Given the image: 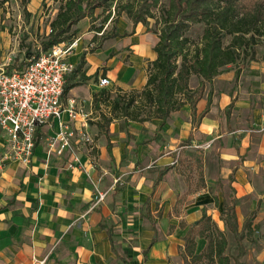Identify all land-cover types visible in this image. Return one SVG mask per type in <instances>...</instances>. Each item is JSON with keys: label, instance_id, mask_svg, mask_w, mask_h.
I'll use <instances>...</instances> for the list:
<instances>
[{"label": "rangeland", "instance_id": "obj_1", "mask_svg": "<svg viewBox=\"0 0 264 264\" xmlns=\"http://www.w3.org/2000/svg\"><path fill=\"white\" fill-rule=\"evenodd\" d=\"M63 2L64 0H29L26 4H23L21 0H0V63L7 62L8 67L22 68L25 64L21 65V63L27 61L29 55L35 56L42 51V43L47 40L50 22ZM167 4L168 0H160V5L152 8L154 16L148 17L144 23L139 22L138 30L147 32L158 39L155 30L158 29L160 13ZM105 13L97 8L92 18L84 17L74 24L72 26L75 29L73 38H79L82 33L90 32L89 37L83 36L81 38L80 42L85 47L83 53L87 51L94 52V55L97 56L99 48L100 54L98 56L102 59L99 69L97 68L98 70L92 78V90L105 87L110 90L111 96L115 97L123 94L121 91L123 89L130 90L131 88L139 89L142 87L147 77V65L152 58L145 56L135 60L132 56L134 49L131 48L130 44L124 43L123 45V41L119 39V36H111L115 32L131 31L132 20L124 11L118 15L115 13L111 20L109 18L102 23ZM101 23L102 28L100 30L96 29ZM202 28V24H197L191 27L186 34L194 40H199ZM134 31H136L135 28ZM230 38L231 36L226 35L224 44L228 43ZM108 54L115 55L119 60V64L123 63L129 67L128 76L125 81L118 80L116 83L111 80L112 85L99 86V77L106 75L105 61ZM71 70L65 75V81L69 80ZM110 79L112 78L110 77ZM199 80L200 78L197 75L192 74L189 77L188 84L191 88H196ZM223 90L227 91L234 106H225L217 111L219 125L215 131L221 134L218 138V146L214 144L215 139H217L214 138L215 131L204 133L202 136L193 135L191 146L180 145V142L184 139L181 138V134L186 128L187 121L183 106L172 111L163 124H160V119L155 118L146 128L140 129L136 123L132 129L128 127L123 130L108 132L114 138L118 151L122 152L120 164L112 169V172L115 177L119 176L118 178H121V180H129L130 186L133 187L122 193V206L118 207V212L113 213L129 214L127 217L132 219L139 215L145 217L147 211L141 200L145 196V186L150 184L156 174L155 159L158 156H169L166 158L176 163L175 169L172 168L176 173H172V176L166 179L170 191H168L167 201L164 202L162 208L161 219L156 223L158 237L169 238L172 241L174 253L169 256V264H180L181 258L178 251H180L183 244L184 231L201 216L202 211L210 214L218 227L224 230L227 239L226 252L236 253L234 238L225 228L221 215L222 202L223 200L229 201V194L231 193L229 177L225 175V172L227 168L233 167L236 156L237 158L242 157L240 156L241 144L238 142L240 138L235 136H244L246 132L253 136L256 132L264 129L262 125L260 128L256 125L258 119L256 117L261 116L264 112V41L248 47L247 51L241 54L236 62L226 64L222 67L220 73L210 80H205L202 96L206 98L209 91L215 92L212 96H220ZM81 104L82 113L71 121L76 133L70 143V148L60 155L56 153L49 154L48 139L53 134L46 133L42 145L46 156H58L62 160L61 165L63 167L70 170H80L86 175L92 185L89 199L90 204H92L95 185L101 188L99 185L101 177L99 170L101 171L100 166L103 160L98 157L100 142L97 137L93 138L95 134L91 133L83 123L84 120L91 121L97 112L92 106V102L89 103L87 100L84 102L83 100ZM100 107L104 111H108L106 103L102 102ZM257 110L259 112L263 111L258 115L256 114ZM77 120L82 123L76 125L75 121ZM81 132L88 135L90 140L82 139ZM139 132H142V134ZM225 140H228V142L224 143ZM149 141H151V147L150 143H147ZM104 143L105 141L102 140V144ZM153 147L156 151L151 153L150 149H153ZM117 149L115 150L116 156ZM224 149L227 151H224ZM3 151L1 150L0 157ZM144 152H148V155H145ZM174 152L177 153L175 156H173ZM178 153L189 154V159L179 157L177 161L176 156ZM74 156L77 157L79 163L73 168L67 167L68 162ZM208 159H211L213 166L209 173L216 178L212 183H207L205 179V164ZM11 160L16 159L11 158L8 161ZM110 162L111 166L114 167V160ZM130 164L133 165L128 166ZM222 168H224L223 172H221ZM94 170H98L99 175L96 174L98 175L96 178H93ZM203 181L206 182L205 189H208L211 195L217 196V204L208 207L203 197L196 196L198 193L194 190L196 187H200ZM181 192H184L183 199H180ZM185 192L190 196H186ZM260 193V204L263 207L264 190ZM251 198L254 199L250 194H244L240 197L235 196L236 213L238 211L237 218H239L238 214L240 217H246L255 207ZM161 200L157 203L155 201L151 203L150 210L152 214H156L158 207H155V204H161ZM132 219H128V221L131 222ZM254 222L257 224L256 229L244 240L247 253L243 257V264H264V213L257 212ZM238 223L239 225L242 224L239 220ZM179 224L186 226L179 229ZM121 229L128 231H122L118 235L116 245L119 250L122 247H127L130 251L138 252L141 237L139 227L134 228L128 224ZM196 240L197 245L200 242L202 248L205 240L201 237H196ZM201 248L196 246L197 251ZM231 264H233L232 261Z\"/></svg>", "mask_w": 264, "mask_h": 264}, {"label": "crops", "instance_id": "obj_2", "mask_svg": "<svg viewBox=\"0 0 264 264\" xmlns=\"http://www.w3.org/2000/svg\"><path fill=\"white\" fill-rule=\"evenodd\" d=\"M138 23L134 25L132 22L131 31L119 32L118 35L113 36H119L123 45L124 43L130 44L134 49L132 56L135 60L145 56L153 59L156 54L152 47L157 39L147 32L139 31L140 24ZM89 35V31L82 33L78 38L77 46L67 57L73 67H76L83 55L85 63L76 78L81 72L89 77L83 83L71 87L66 93L63 92V102L69 97H74L81 102L83 100L92 102V93L96 91L92 90V78L99 69L102 59L98 56L99 48L97 56L94 55V52L83 53L85 47L80 41L83 36L89 37ZM105 68L106 75L116 83L118 80L125 81L128 76L129 67L123 63L119 64L115 55L108 54ZM213 94L215 92L209 91L206 98L201 96L196 102V114H199L207 106L209 98L208 108L200 115L195 127H192L190 105L188 103L183 105L187 121L186 128L181 134V138L184 139L180 145L191 146L193 135L202 136L204 133L215 131L219 125L217 115L219 108L234 106L227 91L223 90L220 96H212ZM95 110L97 114L92 120H84L83 123L91 133L95 134L93 138L97 137L100 142L98 157L103 160V163L100 166L101 171L99 170L101 176L99 185L101 189L107 191L105 198L98 205L91 207L89 199L92 185L86 175L80 170L63 167L60 157L55 155L48 157L43 149L42 142L45 133L54 134L57 129L56 121L50 120L38 125L35 131V145L31 161L25 164L19 160H11L0 164V264H37L36 259H43V264H123L121 258L126 260L127 264H169V256L174 253L172 241L169 238L158 237L156 226V223L161 219L162 208L167 201L168 191H170L166 179L172 176V173H176L175 166L168 167L173 162L166 158L169 156H158L155 159L156 174L150 184L145 186V196L141 200V203L145 205L147 215H144L145 217L139 215L132 219L127 217L129 214L113 213L118 212V207L122 206V193L133 187L130 186L129 180H121L118 178L119 176L115 177L112 172V169L119 166L122 152L118 151V146L109 133L111 130L119 131L128 127L132 129L136 123L140 129L146 128L155 118L144 121L128 120L122 126L118 120H112L107 126L103 124L100 112L108 115L109 108L108 111H104L101 107L95 108ZM260 112L257 110L256 114ZM256 119V125L260 128L262 125L261 116L259 115ZM164 122L160 120V124ZM80 123H82L80 120L75 121L76 125ZM139 133L142 134V132ZM220 136L221 134L215 131L214 138H217L214 142L215 145H217ZM235 137L240 138L238 142L241 144L240 156L242 157L234 158L233 167L227 168L225 175L229 177V185L234 190V206L236 195L240 197L250 194L254 198L251 200L254 201L255 207L251 211H255V219L257 212L264 213V204L263 207L260 204V192L264 190V129L256 132L253 136L246 132L244 136ZM102 140L105 141L104 144H102ZM226 142L228 140H225L224 143ZM147 143H150L151 147V141ZM4 148L5 136L0 131V152ZM122 148L124 149L123 146ZM150 151L154 153L156 150L153 147ZM224 151L227 150L224 149ZM144 153L148 155V152ZM176 154L174 152L173 156ZM188 156L189 154L178 153L176 157L189 159ZM227 159L231 161V159ZM111 160L115 162L114 167L111 166ZM212 167V161L208 159L205 164L207 183H212L216 179L209 173ZM224 168L221 172L224 171ZM163 170L165 171L158 179V174ZM96 174H98V170L93 171V178L99 175ZM205 184L206 182L203 181L200 187H196L194 191H197L196 196L203 197L206 206L210 207L218 203V198L205 189ZM183 193L181 192L180 199H183ZM187 194L186 196L189 197L190 195ZM160 199H162V203L155 204V207L158 208L156 214H152L151 203L153 201L157 203ZM225 202L229 203L230 200H223L222 208ZM238 217L237 221L239 220L240 224L246 218L240 217L239 214ZM128 219H132V221L129 222ZM196 221L197 219L194 222ZM128 224L134 228L139 227L141 237L138 252L130 251L127 247H122L119 250L116 245L118 235L122 231H128L121 228ZM185 226L179 224L178 228L181 229ZM186 231L184 232L186 233ZM197 246L201 248V243L199 242ZM180 258V264H183L181 255Z\"/></svg>", "mask_w": 264, "mask_h": 264}, {"label": "trees", "instance_id": "obj_3", "mask_svg": "<svg viewBox=\"0 0 264 264\" xmlns=\"http://www.w3.org/2000/svg\"><path fill=\"white\" fill-rule=\"evenodd\" d=\"M28 1L21 0L23 4ZM158 5L160 0H64L50 22L42 51L55 43L71 40L75 35L72 26L84 17L92 18L97 8L106 12L102 23L109 18L111 20L115 13L118 15L124 11L135 25L153 17L152 8ZM159 17L158 29L155 30L158 39L153 46L156 55L147 65V77L142 87L130 90L119 88L123 94L115 97L105 87L92 93L94 108H99L102 102L109 108L108 115L100 112L103 124L108 126L112 120H118L122 126L128 120L152 118L164 122L172 111L188 103L192 127H195L200 115L208 108L209 98L205 109L196 114V102L202 96L204 81L220 73L226 64L236 62L248 47L264 41V0H168ZM102 23L96 29L100 30ZM197 24H202L203 28L199 40H194L186 32ZM113 35H118V32ZM226 35L231 38L224 44ZM84 63L82 55L77 66L72 68L69 80L64 81V93L89 77L81 72L76 78ZM192 74L200 78L196 88L188 84ZM175 165L173 161L168 167ZM164 171L158 174V179ZM230 187V202H225L221 215L225 228L234 238L236 253L226 252L224 230L218 227L210 214L203 211L184 235V244L180 248L183 264H231V261L243 264L242 257L246 253L244 239L257 227L253 221L255 211H251L239 226L234 190ZM196 237L205 240L199 251L196 250ZM121 259L123 264H127Z\"/></svg>", "mask_w": 264, "mask_h": 264}, {"label": "built area", "instance_id": "obj_4", "mask_svg": "<svg viewBox=\"0 0 264 264\" xmlns=\"http://www.w3.org/2000/svg\"><path fill=\"white\" fill-rule=\"evenodd\" d=\"M77 43V37L55 43L27 59L22 68L0 63V131L5 136L0 164L11 158L28 164L33 154L36 128L50 120L56 121L57 129L48 139V153L60 155L70 148L76 133L71 121L82 113V104L74 97L63 102L62 96L65 75L72 69L67 57ZM98 85L112 83L107 75H103L99 77ZM261 120L264 128V112ZM81 134L82 139L90 140L84 132ZM77 163L74 156L67 167L73 168ZM106 194V190L95 185L91 207L103 201ZM36 262L43 264V259H36Z\"/></svg>", "mask_w": 264, "mask_h": 264}]
</instances>
